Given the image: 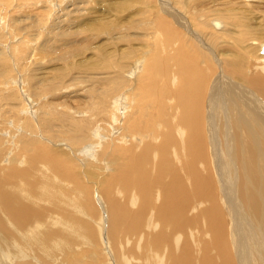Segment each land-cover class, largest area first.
<instances>
[{"label": "bare ground", "instance_id": "bare-ground-1", "mask_svg": "<svg viewBox=\"0 0 264 264\" xmlns=\"http://www.w3.org/2000/svg\"><path fill=\"white\" fill-rule=\"evenodd\" d=\"M169 35L158 40L161 47L164 41L167 43L163 51L177 48L176 52L165 58L154 55L150 64L148 60L139 69L138 76L132 77L136 91L124 94L127 105L119 98L107 106L113 124L102 126L93 134L97 123L92 116L98 113V108L91 113V119L83 117L93 126V140L82 147L85 155L81 156L96 162L103 160L102 166L110 169L98 189L103 197L100 201H105V195L107 200L112 199L114 193L121 198L112 201L111 223L109 209L96 201L92 189V199L87 197L82 203L87 208L90 203L94 205L90 207L92 212L98 209L99 232L102 234L105 226L109 247L117 248L118 264H136L135 260L140 258L141 264H216L214 255L222 261L220 264H264V104L260 103L264 93V64L258 66L261 72L249 76L258 89L242 84L225 87L221 80L212 83V75L206 76L208 68L195 64L200 56L197 50L193 49L194 53L189 49L191 53L188 50L187 55L183 54L184 42L173 45L176 33ZM174 64L178 72L173 71L168 78L170 70L176 68ZM162 78L163 88L159 86ZM23 107L30 112L26 102ZM25 118L15 114L14 126ZM27 125L25 131L34 132L33 126ZM117 129L121 130L118 135L114 134ZM101 131L107 132L102 135V143L99 142ZM13 133L10 138L15 137ZM26 135L19 132L17 138ZM114 136L116 139H111ZM27 140L32 147L24 155L26 161L32 159L33 150L41 157L58 158L61 177L75 180L83 189L73 162L66 157L60 159L66 155L62 150L54 152L32 136H27ZM91 143H99L100 147L96 145L94 152H88ZM17 144L15 141L14 150ZM58 168L54 160L46 161L44 170L53 182L51 189H58L53 177ZM2 175L0 183L16 182L9 174ZM22 177L30 180L29 175ZM17 189L25 191L35 218L51 216L62 206L43 184L26 183ZM3 193L0 191V195ZM20 201V196L11 205L0 200V218L15 226L20 238L15 245L22 247L18 253L8 251L4 237L9 229L1 224L0 264L15 261V264H46L39 252L41 241L31 240L21 228L19 219L24 223L32 214ZM15 208L20 218L13 214ZM72 221L78 223L75 218ZM147 229L151 231L147 233ZM91 232L92 225L85 222V235ZM61 236L55 230L46 238ZM128 237L131 240L126 247L122 242ZM68 243L69 239L63 238L55 251L66 248ZM214 249L218 252L214 253ZM99 254L100 258H108L106 252Z\"/></svg>", "mask_w": 264, "mask_h": 264}, {"label": "rangeland", "instance_id": "rangeland-1", "mask_svg": "<svg viewBox=\"0 0 264 264\" xmlns=\"http://www.w3.org/2000/svg\"><path fill=\"white\" fill-rule=\"evenodd\" d=\"M169 33H176L173 45L186 43L183 54L187 55L189 49L199 52L201 57L195 64L208 68L206 76L212 75V83L221 80L225 87L242 84L258 89L249 76L261 72L258 66L264 64V53H260L264 44V0H0V181L4 173L16 180L0 183V191H4L0 200L11 205L20 196V202L29 208L25 191L17 189L28 183L43 184L54 194L55 201L61 202L62 206L51 216L35 218L29 208L32 217L24 223L19 219L25 234L31 240L41 241L39 252L46 264H118L117 248L109 247L105 226L104 232H99L98 209L92 212L90 207L94 205L90 203L87 208L82 203L87 197L92 199V189L96 201L109 209L111 223L112 201L121 198L114 193L107 200L102 192L105 201H100L103 197L98 189L110 169L102 166L103 160L96 162L82 157L85 155L82 147L93 140V126L83 117L91 119V113L98 108V113L92 116L97 123L93 134L102 126L111 125L107 106L119 98L127 105L124 94L136 91L132 77L139 69L148 60L150 64L154 55L165 58L176 52L177 48L163 51L167 43L164 41L161 47L158 40L164 35L167 39ZM173 71L178 72L177 67L170 70L168 78ZM162 81L163 78L159 86L163 88ZM25 102L30 112L24 109ZM260 103L264 104V93ZM15 114L26 118L14 126ZM27 124L33 126L34 132L25 131L29 128ZM120 131L117 129L114 134ZM12 132L15 137L10 138ZM19 132L28 135L18 139ZM103 134L107 132L101 131L100 143ZM27 136L39 138L54 152L62 150L66 155L60 159L66 157L73 162L83 189L75 180L61 177L58 158L41 157L33 150L32 159L26 161L24 155L32 147ZM15 141L18 146L14 150ZM96 145L88 152H94ZM47 160L59 164L57 175L53 176L58 189L50 188L53 182L44 170ZM13 164L17 167H10ZM23 175H29L30 180L23 179ZM15 211L16 208L13 214L20 218ZM73 218L78 223H73ZM85 222L92 225L89 236L84 233ZM1 224L9 229L4 237L8 251L18 253L22 247L15 245L20 239L15 226L10 222L8 226L0 218ZM55 230L62 236L47 239ZM63 238L69 239L66 248L55 251ZM128 240L131 239L122 242L126 247ZM103 252L109 260L100 258L99 253ZM141 261L140 258L135 263ZM214 262L222 261L214 255Z\"/></svg>", "mask_w": 264, "mask_h": 264}, {"label": "water", "instance_id": "water-1", "mask_svg": "<svg viewBox=\"0 0 264 264\" xmlns=\"http://www.w3.org/2000/svg\"><path fill=\"white\" fill-rule=\"evenodd\" d=\"M260 53H261V54L264 53V44H263V46H262V48H261V50H260Z\"/></svg>", "mask_w": 264, "mask_h": 264}]
</instances>
